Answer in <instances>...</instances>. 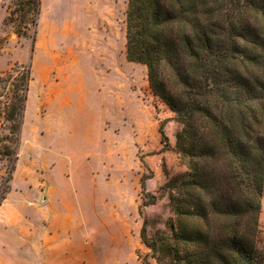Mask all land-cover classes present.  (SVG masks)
<instances>
[{"label": "rangeland", "instance_id": "1", "mask_svg": "<svg viewBox=\"0 0 264 264\" xmlns=\"http://www.w3.org/2000/svg\"><path fill=\"white\" fill-rule=\"evenodd\" d=\"M16 3L0 0V77L30 81L17 144L0 85V264H157L140 232L165 229L186 167L174 113L125 57L127 0H41L34 42Z\"/></svg>", "mask_w": 264, "mask_h": 264}, {"label": "trees", "instance_id": "2", "mask_svg": "<svg viewBox=\"0 0 264 264\" xmlns=\"http://www.w3.org/2000/svg\"><path fill=\"white\" fill-rule=\"evenodd\" d=\"M40 5L17 0L12 11L29 13L33 42ZM125 22V57L145 65L151 91L174 113L186 167L165 184V229L148 238L145 223L141 242L157 264H262L264 0H127ZM15 71L0 85L17 144L30 68ZM159 133L166 138L162 124Z\"/></svg>", "mask_w": 264, "mask_h": 264}, {"label": "crops", "instance_id": "3", "mask_svg": "<svg viewBox=\"0 0 264 264\" xmlns=\"http://www.w3.org/2000/svg\"><path fill=\"white\" fill-rule=\"evenodd\" d=\"M261 202H262V206L264 205V195L262 196V199H261ZM263 209V208H262ZM261 214V213H260Z\"/></svg>", "mask_w": 264, "mask_h": 264}]
</instances>
